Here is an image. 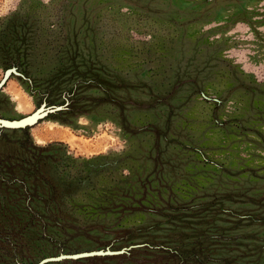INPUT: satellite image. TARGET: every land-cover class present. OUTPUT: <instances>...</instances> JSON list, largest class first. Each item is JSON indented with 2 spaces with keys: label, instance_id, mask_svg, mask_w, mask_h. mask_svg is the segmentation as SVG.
<instances>
[{
  "label": "rangeland",
  "instance_id": "obj_1",
  "mask_svg": "<svg viewBox=\"0 0 264 264\" xmlns=\"http://www.w3.org/2000/svg\"><path fill=\"white\" fill-rule=\"evenodd\" d=\"M12 67L0 264H264V0H0Z\"/></svg>",
  "mask_w": 264,
  "mask_h": 264
},
{
  "label": "water",
  "instance_id": "obj_2",
  "mask_svg": "<svg viewBox=\"0 0 264 264\" xmlns=\"http://www.w3.org/2000/svg\"><path fill=\"white\" fill-rule=\"evenodd\" d=\"M16 76L23 80H27V78L18 72L16 67L9 68L5 70L3 77L0 81V90L6 84L10 77ZM65 109L64 106H46L45 103L41 104L33 113L22 117L20 119L15 120H7L0 118V130H20V129H27L35 126L40 121L48 118L50 115L56 114L57 112ZM123 253V251H109L106 250H99V251H91V252H83L79 254H72V255H59L57 257H50L43 259L39 264H46L51 262H58L62 260H77L81 258H90V257H103V256H115Z\"/></svg>",
  "mask_w": 264,
  "mask_h": 264
},
{
  "label": "trees",
  "instance_id": "obj_3",
  "mask_svg": "<svg viewBox=\"0 0 264 264\" xmlns=\"http://www.w3.org/2000/svg\"><path fill=\"white\" fill-rule=\"evenodd\" d=\"M3 130H6V129H2V130H0V141H2L3 140V137H2V135H1V132L3 131ZM12 131H16V130H12ZM20 131H26L25 129H20ZM0 159H2V157L0 156ZM2 166L0 165V173H2ZM7 171V170H6ZM9 177V178H8ZM1 178H4L5 179V182H7L8 183V181H7V179L6 178H8V180L9 179H11V180H13V176H12V174H11V172L9 173L8 172V174H4V175H2L1 176ZM1 180V179H0ZM10 180V181H11ZM171 252V254H173L174 255V257L175 258H178V256L180 257L181 255L180 254H175V253H173L172 251H170ZM197 263H198V261H197ZM200 264V263H199Z\"/></svg>",
  "mask_w": 264,
  "mask_h": 264
}]
</instances>
